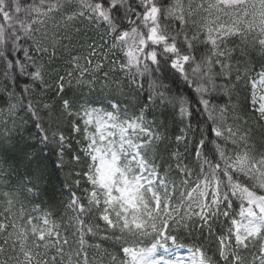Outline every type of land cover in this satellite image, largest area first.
Instances as JSON below:
<instances>
[{
	"label": "snow or ice",
	"instance_id": "1",
	"mask_svg": "<svg viewBox=\"0 0 264 264\" xmlns=\"http://www.w3.org/2000/svg\"><path fill=\"white\" fill-rule=\"evenodd\" d=\"M83 21L100 42L87 41L83 62L74 55L61 69L57 50ZM0 61L6 76L18 70L33 85L50 86L55 72L61 104L43 105L49 130L27 107L40 142L58 146L61 167L72 144L53 125L71 118V161L82 167L67 177L76 189L87 185L70 192L60 223L19 189L0 193V264H176L167 257L171 246L186 247L181 237L186 264H264V137L249 125L264 127V0H0ZM98 79L113 94L106 107L63 98L73 81L91 90ZM166 80L191 86L195 103L170 95ZM218 93L227 99L216 102ZM167 107L184 123L171 148L146 115ZM16 110L9 105L5 123ZM25 155L24 192L36 197L46 167ZM105 241L118 244L119 257Z\"/></svg>",
	"mask_w": 264,
	"mask_h": 264
},
{
	"label": "trees",
	"instance_id": "2",
	"mask_svg": "<svg viewBox=\"0 0 264 264\" xmlns=\"http://www.w3.org/2000/svg\"><path fill=\"white\" fill-rule=\"evenodd\" d=\"M76 27L80 28V32L76 33L73 31L71 33V42H65L67 47H61L57 50V59L54 64L60 65L61 69L68 67L67 61L72 56L88 54L87 41L95 40L100 42L98 30L87 24L86 21L78 22ZM178 46L183 48L182 43L178 42ZM202 48L203 45H197L195 49L198 59ZM261 59L258 54H253L252 67L259 70ZM235 65L236 61L234 60L233 77L236 74ZM54 76L55 72H52L51 76L46 77L50 86L33 85L30 77L20 74L18 70H9V74L6 76L4 63L0 61V193L19 189L20 197L27 205L41 204L42 208L51 206L54 218L60 223V216L64 212V205L69 200L70 192L76 191L77 195H81L82 189L87 185L82 179L80 189H76L72 185V179L67 177V173L70 170H79L82 167V165L74 164L71 161L72 152H75L78 148L75 142L78 137L75 139L71 138L74 135L70 130L71 118L61 117L59 123L53 125L58 130L64 131L65 135L70 137L69 143L72 144V152H66L63 167H61V162L57 155L58 146L54 143L44 145L40 142L41 133L36 127V117L32 115V112L27 107L30 102L40 117L41 125L46 130H49L48 110L44 109L43 105L46 103L51 104L54 109L58 110L61 104V96L55 91ZM165 82L171 83L168 80ZM224 82L223 80L218 81L221 84ZM178 83L179 87H177L176 83H171L172 90L169 94L177 97L183 95L194 104L195 93L193 88L183 82ZM26 86L30 91L24 92ZM244 94V89H237L234 99H239L242 102ZM216 95V102H223V100L227 99V97H223L222 93ZM63 98L70 101L89 102L96 106L104 105L106 107L108 101L113 99V94L106 89H102L101 81L98 79L91 90L87 86L77 85L73 81L71 86H66V94ZM115 99L126 102L125 97L117 96ZM139 103H142V100L130 103L129 109L136 110L139 107ZM10 104H17V110L5 123V114ZM146 115L149 120L157 119V123L160 125L159 130L166 137L163 143L169 148L174 147V137L180 134L179 130L184 127V123L181 122L178 116V108H157ZM249 125L253 129L254 138L260 141L261 137H264V127L253 124L251 120ZM195 128V121H193V131L189 133L190 140L194 134H197L195 133ZM191 147L192 145L189 143V150H191ZM181 151H183V146H181ZM27 153H35V158L40 160L46 167V179L41 186L39 195L36 197L24 192L25 186H31L27 184V181L31 178V168L27 164L25 155ZM66 222V220L63 221V223ZM178 243L185 244L187 248L188 242L183 237L178 240ZM103 247L115 252L119 257V246L115 242L105 241L103 242Z\"/></svg>",
	"mask_w": 264,
	"mask_h": 264
},
{
	"label": "rangeland",
	"instance_id": "3",
	"mask_svg": "<svg viewBox=\"0 0 264 264\" xmlns=\"http://www.w3.org/2000/svg\"><path fill=\"white\" fill-rule=\"evenodd\" d=\"M80 56L82 58L81 62H83V56H86V55H80ZM167 258L175 261L176 264H186L187 260L190 258V252L188 251V249H182L179 247L171 246V251L168 253Z\"/></svg>",
	"mask_w": 264,
	"mask_h": 264
}]
</instances>
